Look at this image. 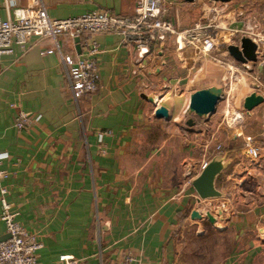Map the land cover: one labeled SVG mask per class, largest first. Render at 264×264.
<instances>
[{"label": "crops", "instance_id": "crops-1", "mask_svg": "<svg viewBox=\"0 0 264 264\" xmlns=\"http://www.w3.org/2000/svg\"><path fill=\"white\" fill-rule=\"evenodd\" d=\"M246 1L165 0V16L177 28L211 20L207 17L213 15L211 7L226 3L225 13L216 16L219 26L213 29L216 48L208 55L192 45L179 49L169 36L139 58L136 44L121 33H94L100 46L99 86L77 99L59 52L79 53L74 39L32 36L25 51L14 44L12 53L0 55V153L4 154L0 171L7 173L0 176V187H7L6 198L19 212L17 219L42 242L40 262L57 264L65 254L69 264H118L130 253L139 264H264L260 234L264 102L249 111L243 107L250 92L264 95V61L255 77L226 47L238 44L243 36L241 4ZM37 2L54 18L94 9L128 15L136 4V0H19L18 4ZM197 13L199 20L192 23ZM7 15L0 0V16ZM51 47L53 52L41 53ZM208 70L216 79L209 85L222 86L229 100L235 96L229 112L244 111L242 121L227 120L232 134L223 147H231L229 139L239 143L242 136L237 131L242 129L257 138L258 159H250L243 148L234 155L218 150L211 138L201 137L203 128L186 127L190 93L209 86L191 87L190 76ZM12 102L40 114L39 119L18 129ZM157 104L167 106L168 118L155 115ZM220 152L227 156L215 185L223 198L199 199L192 180L202 164ZM1 208L0 201V213ZM193 209L210 210L215 222L192 217ZM207 223L213 227V237L209 248H200L198 229ZM6 233L0 218V235Z\"/></svg>", "mask_w": 264, "mask_h": 264}, {"label": "built area", "instance_id": "built-area-1", "mask_svg": "<svg viewBox=\"0 0 264 264\" xmlns=\"http://www.w3.org/2000/svg\"><path fill=\"white\" fill-rule=\"evenodd\" d=\"M19 0H4L8 11L7 17L0 16V55L12 53L14 44L21 46L23 51L30 46V37H57L66 35L71 39L79 36V53L62 52L60 55L66 67L68 85L74 98H79L85 93H91L98 89L100 81V68L98 53L100 46L93 37L97 32H119L126 39L133 41L137 47V54L142 58L150 50L153 43H161L173 36L179 49L185 46H195L201 54L208 55L216 48V40L213 29L218 27L216 21L219 9L214 7L215 14L207 22H196L186 28H177L175 24L165 16V0H136L134 12L121 15L109 9H94L79 15L65 18H54L49 16L46 7L37 2L35 5L20 6ZM244 36H250L257 44L256 59L242 62V67L252 72L255 77L259 73V66L264 61V32L256 30L250 24L239 29ZM248 34V35H247ZM54 47L47 48L41 53L53 52ZM133 73L137 70L133 69ZM260 86L256 82V88ZM224 111L230 115L228 121L240 122L244 111L234 114L229 112L230 100L226 97ZM11 107L15 109L14 124L18 129L29 128L40 114H31L16 103ZM249 111V110H247ZM108 133V131H105ZM100 133V138L102 137ZM237 135L243 137V152L252 160L260 157L258 140L251 134H245L238 129ZM218 143L216 148L221 149ZM4 154L0 153V161ZM206 164L204 162L202 167ZM0 176L7 173L0 171ZM7 187H0L1 213L0 218L4 221L6 232L9 236L0 240V264H44L38 260V251L42 242L35 232L25 227L18 219V211L12 209L6 198ZM57 264H69V257L61 255ZM118 264H139L133 254H126Z\"/></svg>", "mask_w": 264, "mask_h": 264}, {"label": "water", "instance_id": "water-1", "mask_svg": "<svg viewBox=\"0 0 264 264\" xmlns=\"http://www.w3.org/2000/svg\"><path fill=\"white\" fill-rule=\"evenodd\" d=\"M193 1V0H188ZM221 2H228L230 0H215ZM80 37L75 36L74 41L76 42V48L78 52L81 51ZM228 52L238 61L247 62L256 59V49L257 44L250 36H242L240 42L230 43L227 46ZM149 100L153 101L152 96H147ZM224 96V88L219 85H209L201 88H197L192 91L189 95V101L185 110V114L188 115L186 119V124L192 126L195 124V120L192 115L207 116L213 113L216 109L218 101ZM264 102V95L257 92L256 90L250 92L244 97L243 107L247 110L253 109L255 106ZM157 117L168 118L169 110L164 104H157L154 110ZM227 153L222 154L221 152L216 154L213 158L206 162V164L201 169L200 173L193 178L192 184L198 193L199 199H208L213 197L223 196V192L219 190L216 185L217 175L225 167V158ZM207 217L211 222H215L216 217L214 214L207 210L205 214L200 212L198 209H193L191 216L194 218ZM9 236V233L0 235V240H4Z\"/></svg>", "mask_w": 264, "mask_h": 264}, {"label": "rangeland", "instance_id": "rangeland-1", "mask_svg": "<svg viewBox=\"0 0 264 264\" xmlns=\"http://www.w3.org/2000/svg\"><path fill=\"white\" fill-rule=\"evenodd\" d=\"M225 4L226 3H217L218 9L220 12L225 13ZM199 7V6H198ZM196 9H199V8ZM216 7V8H217ZM241 8L243 9L241 19L243 21V27H245L246 24H250L253 28L256 30H260L264 32V0H247L245 3L241 4ZM213 11V15L215 14V10L213 7H211ZM229 9V8H228ZM224 10V11H223ZM196 16V18H194ZM200 16V13H197V15H193V18L191 19V22L193 23L196 20H199L198 17ZM209 19L213 18V16H207ZM238 17V13L235 15V18ZM221 19H228L227 17H221ZM206 20V17L204 18ZM218 20V18L216 19ZM231 20V19H230ZM207 21V20H206ZM205 22V21H204ZM248 35V34H247ZM210 74H212L209 70L204 72V75L200 73H192L190 78L191 80L190 85L191 87H198V86H205L211 84L216 79L214 77H211ZM201 88V87H199ZM227 90H229V86L226 87ZM232 93L236 92L235 89L231 91ZM236 94V93H235ZM227 97V94L224 93V96L218 101L216 105V109L213 113L207 116H198V115H192L195 124L192 126H189L186 124V127H188L189 130L195 129V128H203V135L201 137L212 139V147H215L216 144L220 143L222 146L227 142L228 144V138L229 135L232 134V129L227 125V119L230 117L229 113L225 114L223 112V109L225 107V99ZM235 97V96H234ZM234 97L230 98L231 102L234 99ZM188 116V115H187ZM183 121H181L182 123ZM186 122V121H185ZM254 126V124H253ZM195 131V130H194ZM193 131L192 135L193 136ZM189 134V133H188ZM191 134V133H190ZM161 137V134L158 136V139ZM242 139V137H240ZM241 139H239V143H241ZM189 175V174H188ZM227 190V188H226ZM213 198H223V197H213ZM235 198H239V200L242 202L243 197L236 195ZM238 202V200H236ZM239 204V203H238ZM223 206V205H222ZM205 214V212L203 213ZM202 218H207L202 217ZM209 222V221H208ZM210 223V222H209ZM212 225V223H210ZM211 225L201 226L198 229L199 235L201 237L197 238L200 239V248L208 247L209 238L213 237V227ZM264 235V230L261 229V233ZM209 248V247H208Z\"/></svg>", "mask_w": 264, "mask_h": 264}, {"label": "trees", "instance_id": "trees-1", "mask_svg": "<svg viewBox=\"0 0 264 264\" xmlns=\"http://www.w3.org/2000/svg\"><path fill=\"white\" fill-rule=\"evenodd\" d=\"M86 94H90V93H85V94H83V95H86ZM82 95V96H83ZM229 141L231 142L230 144V146L231 147H226V148H224L223 146L221 147V150H229L230 151V153L231 154H235V153H238V152H240V150L243 148V146H244V144L241 142V143H236L235 142V140H231V139H229ZM229 144V143H228Z\"/></svg>", "mask_w": 264, "mask_h": 264}, {"label": "bare ground", "instance_id": "bare-ground-1", "mask_svg": "<svg viewBox=\"0 0 264 264\" xmlns=\"http://www.w3.org/2000/svg\"><path fill=\"white\" fill-rule=\"evenodd\" d=\"M166 101V100H165Z\"/></svg>", "mask_w": 264, "mask_h": 264}]
</instances>
